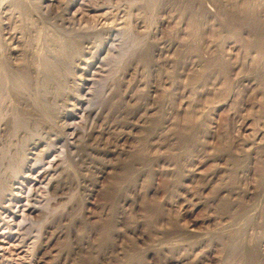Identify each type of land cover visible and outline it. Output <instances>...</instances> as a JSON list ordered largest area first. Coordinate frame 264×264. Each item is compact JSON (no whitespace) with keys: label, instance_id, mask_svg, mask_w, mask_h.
I'll return each mask as SVG.
<instances>
[{"label":"rangeland","instance_id":"obj_1","mask_svg":"<svg viewBox=\"0 0 264 264\" xmlns=\"http://www.w3.org/2000/svg\"><path fill=\"white\" fill-rule=\"evenodd\" d=\"M0 264H264V0H0Z\"/></svg>","mask_w":264,"mask_h":264},{"label":"bare ground","instance_id":"obj_2","mask_svg":"<svg viewBox=\"0 0 264 264\" xmlns=\"http://www.w3.org/2000/svg\"><path fill=\"white\" fill-rule=\"evenodd\" d=\"M50 4H51V3H50ZM51 5H52V4H51ZM90 47H91V46H90ZM103 61H104V60H103ZM78 62H79V61H78ZM98 66H99V65H98ZM89 68H91V65H89V64H88L87 68H83V67H81V69L83 70V72H84L85 75H89V72H90V71H88ZM94 71H95V70H94ZM93 73H94V72H93ZM88 77H89V76H88ZM93 77H94V76H93ZM78 79H79V78H78ZM88 81H92V80H89L88 78H84V79H83V83H84V84H87ZM79 103H81V102H79ZM72 104H73V103H72ZM76 110H79V109H76ZM72 115H73V114H72ZM72 123H73V122H72ZM68 127H69V126H68ZM76 138H77V137H76ZM35 147H36V145H35ZM35 147H34V148H35ZM33 150H34V149H33ZM43 151H44V150H43ZM44 152H45V151H44ZM48 164H49V163H48ZM55 165H56V164H55ZM58 165H59V164H58ZM48 168H49V167H48ZM33 169H34V167H29V168L26 169L25 171H28V172L32 175V174H33V173H32ZM44 172H45V173H48V172L45 171V170H44ZM24 173H26V172H24ZM48 174H50V173H48ZM34 176H35V175H34ZM32 177H33V176H32ZM35 177H36V176H35ZM41 177H43V176H41ZM41 177H40V178H41ZM44 177H46V176H44ZM37 179H38V178H37ZM47 179H48V178H47ZM26 180H27V178H26ZM34 180H35V179H34ZM35 181H37V180H35ZM39 181L42 182L41 179H40ZM33 182H34V181H33ZM37 182H38V181H37ZM38 183H40V182H38ZM20 184H21V183H20ZM27 184H28V183H27ZM16 185H17V184H16ZM23 185H24V184H23ZM34 185H35V184H34ZM38 185H39V184H38ZM24 186H25V185H24ZM36 187H37V186H36ZM19 188H20V187H19ZM19 188H18V189H19ZM31 190H32V189H31ZM60 190H61V189H60ZM32 191H33V190H32ZM36 193H38V192H36ZM36 193H35V195H36ZM17 196H18V195H17ZM33 198H34V197H33ZM7 199H8V198H7ZM13 199H14V198H13ZM17 200H18V198H17ZM29 200H30V199H29ZM18 201H19V200H18ZM11 202H12V201H11ZM20 202H21V201H20ZM5 208H6V207H4V209H5ZM39 208H40V207H39ZM8 209H9V208H8ZM10 211H11V210H10ZM12 211H13V210H12ZM39 213H40V212H39ZM12 231H13V230H12ZM18 233H19V232H18ZM19 237H20V236H19ZM15 238H16V237H15ZM19 239H20V238H19ZM21 239H22V238H21ZM23 243H24V242H23ZM16 247H17V246H16ZM26 251H27V250H26ZM38 261H39V260H38ZM37 263H38V262H37Z\"/></svg>","mask_w":264,"mask_h":264}]
</instances>
